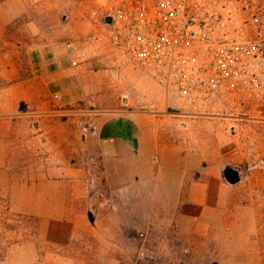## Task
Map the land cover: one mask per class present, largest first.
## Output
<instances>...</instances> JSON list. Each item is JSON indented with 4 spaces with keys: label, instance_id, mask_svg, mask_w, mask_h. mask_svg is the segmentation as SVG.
<instances>
[{
    "label": "rangeland",
    "instance_id": "rangeland-1",
    "mask_svg": "<svg viewBox=\"0 0 264 264\" xmlns=\"http://www.w3.org/2000/svg\"><path fill=\"white\" fill-rule=\"evenodd\" d=\"M0 1L24 55L72 42L89 80L116 85L0 118V264H264V0H210L232 69L197 103L115 51L114 0ZM129 97L158 101L141 105L160 118L161 162L91 142Z\"/></svg>",
    "mask_w": 264,
    "mask_h": 264
},
{
    "label": "crops",
    "instance_id": "crops-1",
    "mask_svg": "<svg viewBox=\"0 0 264 264\" xmlns=\"http://www.w3.org/2000/svg\"><path fill=\"white\" fill-rule=\"evenodd\" d=\"M5 4L7 2L0 1V118L28 113L30 109L40 110L49 104L54 94L65 102H73L86 97L91 87L100 88V91L115 88L111 81L94 82V73H90L92 80L87 78V72L92 70L87 68V63L81 62L85 57L77 53V48L74 56L62 46H46L24 55L5 35V27L13 20L5 12ZM141 71L146 72L140 67L135 72L141 74ZM154 81L153 86L165 89ZM137 86L146 88L148 81L140 79ZM136 101L139 105L158 102L146 97L139 100L124 98L125 105L121 108L108 109L97 115L90 132L91 142L114 160L153 156L161 162L165 148L160 141L158 113L149 112L142 105H133ZM161 101L167 104L164 97ZM149 144L152 155H146ZM160 162L158 167L155 166L156 170L162 168Z\"/></svg>",
    "mask_w": 264,
    "mask_h": 264
},
{
    "label": "built area",
    "instance_id": "built-area-1",
    "mask_svg": "<svg viewBox=\"0 0 264 264\" xmlns=\"http://www.w3.org/2000/svg\"><path fill=\"white\" fill-rule=\"evenodd\" d=\"M111 9L115 51L165 89L186 91L192 103L209 96L232 69L227 45L216 35L221 13L210 0H114ZM67 49L75 55L72 42Z\"/></svg>",
    "mask_w": 264,
    "mask_h": 264
},
{
    "label": "trees",
    "instance_id": "trees-1",
    "mask_svg": "<svg viewBox=\"0 0 264 264\" xmlns=\"http://www.w3.org/2000/svg\"><path fill=\"white\" fill-rule=\"evenodd\" d=\"M16 220L17 223L22 224L25 223V221H27V219H25V217H22L21 215H19L18 217L14 218ZM29 220V219H28ZM34 227V233H37L38 230V226H33Z\"/></svg>",
    "mask_w": 264,
    "mask_h": 264
}]
</instances>
